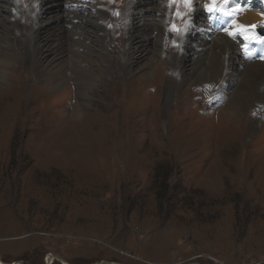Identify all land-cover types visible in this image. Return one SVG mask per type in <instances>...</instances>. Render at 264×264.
<instances>
[{
  "label": "rangeland",
  "instance_id": "1",
  "mask_svg": "<svg viewBox=\"0 0 264 264\" xmlns=\"http://www.w3.org/2000/svg\"><path fill=\"white\" fill-rule=\"evenodd\" d=\"M11 1L12 12L0 0V51L11 49L1 27L16 20L6 35L24 47L17 52L31 53L33 61L38 44L44 52L58 48L68 61L61 88L52 89L25 61L10 66L0 83V261L46 264L52 255V264H62L56 257L68 264H264V104L252 101L234 133L230 97L217 92L219 81H187L182 92H167V81L179 77L174 64L152 52L153 37H145L148 51L127 78L125 50L137 55L126 46L127 27L141 21L146 30L152 19L149 10L128 17V0H102V12L90 0L83 11L76 0H43L37 7L33 0ZM193 1L187 10L196 12L201 28L212 0ZM247 1L238 0V7L229 0L224 13L231 17L236 7L264 15V0H256L260 7ZM142 3L137 6L145 9L156 0ZM168 3L171 37L163 46L173 49L185 3ZM73 10L74 24L83 27L78 34L64 23L63 38L35 36V17ZM94 21L104 27L96 33L103 38L99 51L85 38ZM259 28L264 18L246 32L259 38ZM73 51L90 62L78 64L94 71L97 54L103 57V84L77 91L69 71ZM263 52L250 60L261 61ZM145 65L152 74L137 72ZM252 120L257 129L248 136Z\"/></svg>",
  "mask_w": 264,
  "mask_h": 264
},
{
  "label": "bare ground",
  "instance_id": "2",
  "mask_svg": "<svg viewBox=\"0 0 264 264\" xmlns=\"http://www.w3.org/2000/svg\"><path fill=\"white\" fill-rule=\"evenodd\" d=\"M2 1L5 4L4 8L6 9V11H11L10 9H8V7L9 5H12L13 2L11 0ZM33 1L35 5L34 7H37L41 5V2L43 0ZM76 1L79 6L83 7L80 9L82 11L86 6H88V3H85L84 0ZM90 1H93V3L99 5V12H102L104 10V1ZM195 1L199 2L200 0H194L193 2ZM232 1L239 7L238 0ZM65 2H72L76 4L73 0H66ZM216 2H219V4H213L212 1L206 2V4L204 3L206 5V11H204L203 13L204 17H202V23L198 24L201 28H197V25H195L196 23L194 21V16L196 15V12H190L189 10H187V7L189 6L185 4V7H183V26L182 29L179 28V30H182V34H179L175 39H172V42L179 41L180 43L178 48L172 49L171 46H168V48L164 47L166 46L164 44L167 43L169 37H171V33L169 32L170 30H168L169 22L166 21L169 12L172 13V6L168 3V0H156V3H153V5L146 4L145 9L137 6L138 3L143 4L142 0H128L126 7L124 6L128 13V17L129 15H139L138 17H141L140 14L143 13L144 10H146L145 12H148L147 10H149L150 13H148L147 15L151 16L152 19L149 28L146 30L142 29L144 23H141V21L137 22L135 24L136 26L134 25L127 27L128 39L126 46L131 47L132 45V48L137 50V55L135 57L136 59H134V56L132 55V53H130V50H125L124 54L128 56L126 64L129 67V69L126 70L125 74L127 78L134 77V72L130 67L132 66V64H135L142 60L147 53L148 50L146 47V43H143L145 37H153L152 52L157 54V57L159 58V60H161L160 62L168 61L169 63L171 62L172 64H174L175 70L177 71L176 74H178L179 77L177 79L179 83H176L177 81L173 80L167 81V85L165 86L167 87V92L169 93L172 90L182 92L183 89L181 87V84L187 81L198 84V86L200 84V86H210V84H212L213 82L219 81L217 92H219L220 94L228 92V95L230 97L228 100V104H226V108L230 112L228 113L230 114V117H228L229 125L233 126L231 127V129L235 133V131L237 132L241 129L239 123L240 118H238V116H241L245 113L250 103L252 101H255L256 104H264V59H261V61L256 60L257 62L252 59L250 60L251 54L255 53L256 50H262L264 44L263 42H260L259 38H256L251 34H249L248 36V33L246 32V30L248 29V25H250L252 22H256V20L258 19H263L264 15L258 14L257 12H255V10H237V8L235 7L233 10V16L228 17L224 13L225 5L223 6L220 0H216ZM247 2H250L251 6L260 7V4L256 0H248ZM59 3L60 0L58 4ZM201 4L203 5V3ZM209 8H213L214 11L210 12L208 10ZM73 13L74 10L70 13L66 11V14L60 13V15L57 17H48L47 19H44L42 21L38 20L35 17V36L37 38L47 39L52 37L53 35H61L63 38L65 32V29L63 27L64 23L74 28V34H78L79 30H83V27L74 24L73 21L74 19H76V14L72 16ZM179 22L180 21H178L177 24H179ZM8 23L9 24L5 26L3 25L1 27L3 36H6L4 44L8 48L11 47V49L9 48L10 51H0V83L2 84V81L4 82L5 80H7L6 75L10 73V71H8V68L10 66L18 65V63H22L25 61L31 62L32 67H35L36 69L35 71L38 72L41 77L47 78L48 82L52 85V89L59 87L61 88L62 86H64L65 81L61 75L62 72L60 70L61 68H66L67 65L66 62L68 60L66 61L64 54H62L58 48L56 50H54L55 48L46 49V51L44 52L42 50V47L36 44L34 49V54L36 56L33 58L35 59L33 60V62L31 60V53L30 55H26L27 53L25 55H22L17 52L18 50H23L24 47L22 48V44L19 41H16L15 43L12 41L11 36L6 35L7 32H9L11 35V31L14 30L13 27L16 26V20H9ZM8 25L12 27L11 30ZM102 28H104L102 24L98 25L97 21H94L91 25V30H87L89 33L85 37L88 41H90L92 38V41L95 42L99 47L98 51L103 49V46L101 44H97L98 40H100V42H103V38L96 37V33ZM203 29L207 32H205ZM41 31L46 34L41 35ZM229 33H232V35H229ZM40 35L41 37H39ZM135 36H140L143 40L136 39L134 42H132ZM31 38L34 37L31 36ZM74 42H72V44L78 45L79 43H83L81 41H76L75 43ZM16 52L19 53L18 56L16 55ZM50 55L51 57L49 58ZM189 56H193V58H189ZM97 57L99 58V62L96 65V71H94L89 66L81 65L82 63L78 64L79 61L83 63H90L86 57H82V55L75 51L72 52L71 58L73 64L72 66H70L69 71H71L72 77L75 79L78 92H90L92 90V82L93 84L94 82L102 84L104 83L107 70L104 64L100 65V62H103V57L99 56L98 54ZM140 71L146 74H152L153 72L146 65L137 72ZM99 76H102V78L100 79ZM231 84L232 86H230ZM161 87L163 90L164 86ZM62 90L64 91V89ZM84 96H86V94ZM256 125V120H252L250 122V131L247 134L248 136L252 135L256 131ZM53 259L54 258L52 255H48L46 259L47 263H45L52 264ZM61 263L68 264L65 260H62ZM0 264H3V262L0 261ZM14 264L20 263L18 262Z\"/></svg>",
  "mask_w": 264,
  "mask_h": 264
},
{
  "label": "snow or ice",
  "instance_id": "3",
  "mask_svg": "<svg viewBox=\"0 0 264 264\" xmlns=\"http://www.w3.org/2000/svg\"><path fill=\"white\" fill-rule=\"evenodd\" d=\"M183 2L185 3V4H191L192 3V0H183ZM220 2L222 3V4H227V3H229V0H220ZM212 3L213 4H215L216 3V0H212ZM210 12L211 11H214V9L213 8H209L208 9ZM254 27V26H253ZM229 35H232V33H229ZM259 40H260V42H264V36H261V37H259ZM262 59H264V57H261Z\"/></svg>",
  "mask_w": 264,
  "mask_h": 264
},
{
  "label": "water",
  "instance_id": "4",
  "mask_svg": "<svg viewBox=\"0 0 264 264\" xmlns=\"http://www.w3.org/2000/svg\"><path fill=\"white\" fill-rule=\"evenodd\" d=\"M55 259H57L58 261L62 262V259L59 258V257H56ZM47 263V262H46ZM12 264H14V262H12ZM101 264H111V263H104V262H101Z\"/></svg>",
  "mask_w": 264,
  "mask_h": 264
},
{
  "label": "built area",
  "instance_id": "5",
  "mask_svg": "<svg viewBox=\"0 0 264 264\" xmlns=\"http://www.w3.org/2000/svg\"><path fill=\"white\" fill-rule=\"evenodd\" d=\"M53 263V262H52Z\"/></svg>",
  "mask_w": 264,
  "mask_h": 264
}]
</instances>
